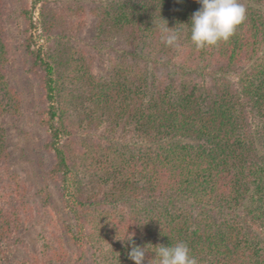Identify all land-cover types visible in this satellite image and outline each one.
<instances>
[{"label":"trees","instance_id":"16d2710c","mask_svg":"<svg viewBox=\"0 0 264 264\" xmlns=\"http://www.w3.org/2000/svg\"><path fill=\"white\" fill-rule=\"evenodd\" d=\"M40 1L0 0V264L19 250L16 264H83L87 246L95 256L94 240L106 247L93 259L97 264H135L128 256L133 243L146 246L144 264H154L155 246L178 242L188 245L198 264H264V0H240L246 19L234 35L200 50L190 40V26L180 24H189L201 7L196 0H76L83 11L86 2H105L89 10L98 37L119 36L134 49H151L160 54V67L188 46L185 55L241 73L232 88L178 85L159 76L150 83L147 66L136 64H116L110 80L95 66L84 69L83 79H73L84 80L93 99L90 124H107L112 134L120 127L132 130L138 141L110 143L91 158L83 146L77 150L65 112L57 109L60 66L32 33ZM163 19L181 29L179 48L162 42ZM15 20L22 25L26 72L47 105L37 112L46 154L45 185L37 195L4 180L9 175L14 181L5 125L10 117L21 118L24 101L8 69L16 60L8 33ZM85 161H91L88 176L81 172ZM30 196H40L48 211L58 207L67 240L62 244L60 237L54 251L45 244L34 252L24 239L33 209H40L29 204ZM129 233L132 242L120 240Z\"/></svg>","mask_w":264,"mask_h":264},{"label":"rangeland","instance_id":"374dc122","mask_svg":"<svg viewBox=\"0 0 264 264\" xmlns=\"http://www.w3.org/2000/svg\"><path fill=\"white\" fill-rule=\"evenodd\" d=\"M16 1L11 0L12 3H16ZM32 1L27 0L28 3H32ZM85 4L87 10L83 11L76 0H48L46 2L41 0L35 8L33 20L37 27L32 30V33L36 40H38V36H41V40L37 41V44L52 54L60 66L58 72L61 78V90L57 109L65 112L66 127L75 136L74 143L77 150L83 146V152L89 153V157L95 149L102 153V149L109 146L110 143L117 145V147L128 144V141L138 144L132 130L131 132L124 131L120 127L112 134L109 132L110 129L107 128V124L98 128L90 124L88 117L93 116L91 113L93 99L88 96L85 81L73 79L76 76L83 79V70L90 66H95L97 74L105 80H110L111 74L114 72L113 67L116 64L121 66L122 64L126 66L136 64L140 67L147 66L150 83L156 76H159L163 79L169 77L178 85L184 82L212 86L225 83L226 86L236 87L241 74L239 69L224 73L219 69V66L185 55L183 52L187 51L188 46L183 48V52L178 54V58L173 59L171 63L169 60V64L160 67V62L156 61L160 59V54L151 49L147 50L146 47L141 46L134 49L119 36L113 37L112 40H109L108 36L99 38L95 26L97 18H92L89 10L91 8L99 10V7L105 2L103 4L86 2ZM84 24L86 27L82 29ZM21 30L22 25L18 20L8 26V33L14 47L12 59H16L8 68L10 79L16 89L22 93L24 101L21 118L17 120L10 117L5 125L14 181L9 175H4V180L10 186L22 183L32 191V194L37 195V192L45 185L43 159L46 156L42 150L45 131L39 123L37 112L46 111L47 105L40 101L38 85L26 72L20 46L23 41ZM163 63H166L165 60ZM80 67L81 69L77 70ZM133 147H135L134 144ZM90 167L91 161H85L81 170L83 176H88L87 171ZM10 192L11 188H8L6 193ZM52 194L51 198L57 201L53 191ZM34 199L37 204L34 203ZM34 199L32 200L30 196L29 204L35 208L38 205L40 209L39 211L33 209V218L30 220L29 229L24 239L34 252L45 250V244H51V250L54 251L59 246L60 237L62 244H65L67 240L58 207L53 204L48 211L43 206V200L41 202L40 196L34 197ZM17 202L19 203V201ZM47 205L50 204L47 203ZM97 238L98 236L95 237V239ZM98 242L95 240L93 242L95 251L93 258L91 257L90 246L86 247L83 264H97L94 260L100 259V249H106ZM97 248H99L98 251H96ZM22 253L23 251L19 250L11 254L7 264H16L22 258Z\"/></svg>","mask_w":264,"mask_h":264},{"label":"clouds","instance_id":"9594fccd","mask_svg":"<svg viewBox=\"0 0 264 264\" xmlns=\"http://www.w3.org/2000/svg\"><path fill=\"white\" fill-rule=\"evenodd\" d=\"M196 3L201 7L192 13L190 23L180 24L190 26V40L197 50L227 42L246 19L247 10L240 0H196ZM158 28L161 40L166 46L180 47L181 29L177 26L169 27L164 19ZM132 239L133 234L129 233L120 240L132 242ZM146 253H150L146 246L133 243L128 256L135 264H144ZM152 253L154 264H198L197 258L191 254L190 248L184 242L170 246L157 245Z\"/></svg>","mask_w":264,"mask_h":264}]
</instances>
